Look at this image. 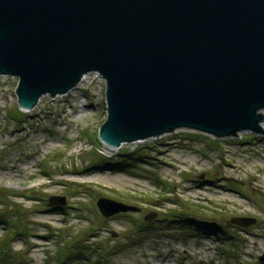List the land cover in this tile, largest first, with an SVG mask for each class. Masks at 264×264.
Wrapping results in <instances>:
<instances>
[{"label": "rangeland", "instance_id": "1", "mask_svg": "<svg viewBox=\"0 0 264 264\" xmlns=\"http://www.w3.org/2000/svg\"><path fill=\"white\" fill-rule=\"evenodd\" d=\"M17 83L0 74V264H264V132L180 127L111 152L99 136L107 106L97 71L30 109ZM124 153L145 155L98 165ZM100 196L138 209L105 216ZM184 214L209 225L170 222ZM240 215L256 221H231Z\"/></svg>", "mask_w": 264, "mask_h": 264}, {"label": "water", "instance_id": "2", "mask_svg": "<svg viewBox=\"0 0 264 264\" xmlns=\"http://www.w3.org/2000/svg\"><path fill=\"white\" fill-rule=\"evenodd\" d=\"M90 71L105 78L108 144L180 127L263 133L264 0H0V74L18 76L20 107ZM96 205L105 216L138 209L108 196Z\"/></svg>", "mask_w": 264, "mask_h": 264}, {"label": "trees", "instance_id": "3", "mask_svg": "<svg viewBox=\"0 0 264 264\" xmlns=\"http://www.w3.org/2000/svg\"><path fill=\"white\" fill-rule=\"evenodd\" d=\"M130 154L127 155V153L121 154V156L119 158H116L112 161H109L110 159L105 158L103 160H101V163H98V165H102L104 166L103 168H110V169H121L123 168V165H127V163L129 164L130 161H132L133 159H140L142 158L145 154L143 153H138L133 155L132 157L128 158ZM129 159V160H128ZM6 222L9 221L8 218L5 219ZM182 222L184 225H189L192 224L194 225H209L207 223V221H202L201 219H197L195 217L192 216H188V214H184V215H178L176 217H172L170 218V222ZM209 227V226H208ZM145 227H142L141 229H144ZM98 259V258H97Z\"/></svg>", "mask_w": 264, "mask_h": 264}, {"label": "bare ground", "instance_id": "4", "mask_svg": "<svg viewBox=\"0 0 264 264\" xmlns=\"http://www.w3.org/2000/svg\"><path fill=\"white\" fill-rule=\"evenodd\" d=\"M85 74H86V73H85ZM85 74H83V76L81 77V79L84 78V75H85ZM72 88H74V87H72ZM72 88H70V89H72ZM70 89H69V90H70ZM67 91H68V90H67ZM67 91H66V92H67ZM64 93H65V92H64ZM262 126H263V125H262ZM140 140H142V139H139V141H140ZM122 143H124V142H121V144H119V145H117V146H114V145H111V144H108V143L104 142V145L107 147L108 151H111V152H112V151L115 150V149H119L120 146L122 145ZM39 183H40V182H39Z\"/></svg>", "mask_w": 264, "mask_h": 264}]
</instances>
